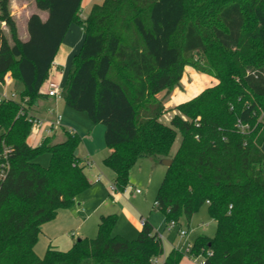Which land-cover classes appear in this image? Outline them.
<instances>
[{
    "label": "trees",
    "instance_id": "obj_1",
    "mask_svg": "<svg viewBox=\"0 0 264 264\" xmlns=\"http://www.w3.org/2000/svg\"><path fill=\"white\" fill-rule=\"evenodd\" d=\"M83 1L35 0L48 17L32 14L23 41L11 0H0V81L11 74L22 85L19 100L0 103V264H183L177 249L159 262L164 243L147 220L136 239L115 234L116 214L101 216L95 238L68 251L50 246L43 258L36 253L42 225L90 185L78 133L28 143L34 111L49 98L42 88L73 24L85 40L63 100L105 126L113 151L103 163L118 190L130 186L142 160H172L153 210L166 215L168 228L207 205L217 224L214 237L196 238L191 257L264 264V0H103L86 16ZM187 66L218 83L167 110ZM168 111L169 126L161 122ZM45 151L49 168L37 163Z\"/></svg>",
    "mask_w": 264,
    "mask_h": 264
},
{
    "label": "rangeland",
    "instance_id": "obj_2",
    "mask_svg": "<svg viewBox=\"0 0 264 264\" xmlns=\"http://www.w3.org/2000/svg\"><path fill=\"white\" fill-rule=\"evenodd\" d=\"M21 1L27 2L31 0H12V6H14L13 8L16 12H19ZM34 7L37 13H44L43 17L44 19H47V12H41L35 5ZM86 15L87 11L84 8L83 16ZM19 28L18 32L20 33V36L25 38L27 35V24L20 22ZM6 32L7 34L9 33L8 29ZM8 36L11 41L10 34H8ZM185 75V85H191L195 81L197 82V76L210 77V75L200 72L197 67L194 66H187L183 77H185ZM181 84L182 87L176 88L175 90L182 91L188 97L198 93L193 94L194 92H187L182 81ZM195 85L200 84L196 83ZM2 90L3 87L0 86V92ZM21 90L22 85H16L15 81H13V83L8 87V93H17L18 100L20 99ZM175 90L167 98L168 101L166 102V105ZM160 96L162 95H159V98ZM44 103L45 104H43L42 107L44 115L38 117L44 120H54L56 116L60 115L63 121L62 124L65 127V129L58 130L57 138L56 136H53L54 143L65 141L67 138L66 131L76 132L81 136L82 143L79 147V155L86 165L85 172L90 185L76 197L74 205L67 208H61L54 219L42 225L40 235L42 234L47 238L48 245L44 248L40 257L43 258L46 255L50 239L53 240V246L62 251H68L73 247L79 238H95L98 234L99 215L101 213H106L107 211H113V208L126 206L132 211V213H134V215H136L139 223L141 222V213L144 218H148L149 221L156 227V230L163 238L165 250L164 256L170 254L172 250L177 249L184 254L183 264H199L193 257H191L188 250H190L194 241L200 235L214 237L216 234L217 224L210 217L208 206L205 205L190 222L184 220L182 225H175L173 227L166 228V215L161 211L153 210L156 195L166 175V167L158 165L157 168H154L151 165L152 161L150 159L142 160L132 169L130 173L132 186L136 189H140L143 192L142 195H132L130 198L124 197L122 201H118L117 205L113 204L110 196L113 193L110 186L111 183H114V173L103 163L104 158L108 156L111 150L106 146L104 141L105 126L93 123L86 112H79L71 109L67 106L63 99L56 100L51 98L50 101ZM173 114L174 113L172 111H168L161 118V122L168 126L171 125V118ZM88 135H91L93 140H85L84 137ZM45 137L46 135L44 134L43 129L38 130L32 126V132L28 141H30L32 146L37 147L42 143V140ZM181 141L182 137L179 134L173 147L172 154L177 151ZM88 162L93 164L92 167L87 165ZM37 163L45 168H49L51 164V154L48 151L43 152L38 158ZM118 228L127 231L129 236L128 238L126 236L125 237L129 240H133L138 237L139 232L134 230V232H130L132 230L130 220L125 216L118 218L116 232ZM46 230L51 231L50 234L47 233ZM181 230H184L186 235L182 236L180 233ZM40 238L41 237L39 236V239ZM37 245L35 248L36 252L41 244L37 243Z\"/></svg>",
    "mask_w": 264,
    "mask_h": 264
},
{
    "label": "crops",
    "instance_id": "obj_3",
    "mask_svg": "<svg viewBox=\"0 0 264 264\" xmlns=\"http://www.w3.org/2000/svg\"><path fill=\"white\" fill-rule=\"evenodd\" d=\"M103 0H84L83 1V4H82V8H83V11H84V8L85 10L87 11V13L89 12V10L91 9V7L94 5V4H100L102 3ZM34 5L37 7L36 5V2L35 0H31V1H21V4L19 6V12H16L15 9L13 8L14 6H12V0L10 2V8H11V12H12V15L14 16L16 22H17V26H18V30L20 29L19 28V25H20V22H23V23H26L28 24V20H29V17L34 14V13H37L35 11V7ZM38 9V8H37ZM41 11V10H40ZM83 11H82V15H83ZM41 12H46V11H41ZM48 13V12H47ZM39 14V13H37ZM41 16V18L43 20L44 17V13L43 14H39ZM4 29L7 30V26L4 24ZM19 37L21 40L23 41H26L29 37V34H28V30H27V35L25 38H22L20 36V33H19ZM84 40H85V34L83 32V30L77 26L76 24H73L64 41H63V44L60 48V51L58 53V55L56 56L55 58V61H54V64H53V67L50 71V77L49 79L47 80V82L44 84L42 90L44 93H46L47 89H48V84L49 82L51 81H54V82H58V83H61L63 86L65 85L66 81H67V78L69 76V73L71 71V68H72V65H73V60H74V57L79 53V51L81 50L82 46H83V43H84ZM10 78H11V84L13 83L12 81V76L11 74L8 75ZM198 79H197V82L195 81L193 84L191 85H188L186 84L185 85V78H186V75L185 77H183L182 79V83H183V86L185 88V90L187 92H194L193 94L197 93L196 95H193V96H186L185 93H183L182 91H179V90H175V92L172 94L171 96V99L169 100L168 104L166 105V108L167 109H172L176 106H178L179 104H182L186 101H189L190 99L196 97L197 95H199L202 91H204L206 88H209V87H212L214 85H216L218 83V80L214 77H208V76H197ZM208 77V78H207ZM200 84V85H195V84ZM199 86V87H198ZM4 91V88L3 90L0 92L2 93ZM51 98L49 97L47 99V101H50ZM47 101H43L40 103V105L38 106L37 110L34 111V116L36 117H40L41 115H44L43 114V104H45L44 102H47ZM53 110V109H52ZM38 117V118H39ZM45 120H49V119H45ZM60 129H65V127L63 126L62 128ZM59 130V129H58ZM58 130L55 132V134L53 136H56L57 138V132ZM45 134V133H44ZM51 136V137H53ZM46 138V137H45ZM85 140L88 139V140H93L92 136L91 135H88L86 137H84ZM43 141V140H42ZM28 143L31 145L30 141H28ZM32 146V145H31ZM34 147V146H33ZM113 150H110L108 156L112 153ZM80 154V153H79ZM80 156V155H79ZM106 156V157H108ZM105 157V158H106ZM104 158V159H105ZM151 165L152 167L154 168H157L158 165H161L160 163L159 164H155L153 162H151ZM167 168V167H166ZM115 177V175H114ZM137 190H140V189H136L134 188V186H132L131 184V181H130V186L126 189L125 192H122V193H117L115 195H110L111 196V199H112V203L117 205L118 204V201H122V199L124 197L126 198H130L132 195H142V191L140 194H138L136 191ZM125 193V194H124ZM157 196V195H156ZM155 204V203H154ZM154 207V206H153ZM155 211V210H154ZM111 212H115V213H111ZM112 214H116L118 216V218H120L121 216H125L127 217L129 220H130V226L132 228V230L130 231L131 233L136 231V232H140L141 229H142V226L140 225L136 215H134V213H132L131 210H129L128 207L124 206V207H116V208H113V211H107L106 213H101L99 215V219H98V225H99V222H100V218L101 216H104V215H112ZM139 215V213H138ZM140 217L141 219L144 218L143 215L140 213ZM149 223H151L149 221L148 218H145ZM152 224V223H151ZM153 225V224H152ZM153 227L155 228L156 230V227L153 225ZM165 227H166V224H165ZM130 228V229H131ZM134 230V231H133ZM157 231V230H156ZM47 233L50 234L51 231L49 230H46ZM158 232V231H157ZM46 233V234H47ZM115 234H119V235H122V236H126L128 238V233L126 230L124 229H120L118 228L117 232H116V228H115V231H114ZM159 233V232H158ZM130 234V233H129ZM48 235V234H47ZM139 235V234H138ZM40 239H39V242L41 244V246L39 245V248L37 249V254H39V257L41 256V253L44 251V248L48 245V240L47 238L44 236V235H40ZM125 237V238H126ZM85 238H88V237H84V238H79L78 240L80 239H85ZM130 238V237H129ZM77 240V241H78ZM53 243V240L50 239V244L48 246V248L50 246H53L52 245ZM38 246V245H37ZM55 247V246H53ZM36 248V247H35ZM57 248V247H56ZM58 249V248H57ZM36 250V249H35ZM48 250V249H47ZM60 250V249H59ZM62 251V250H61ZM167 256V255H166ZM166 256H163L160 261L161 263L165 260V257ZM159 261V262H160Z\"/></svg>",
    "mask_w": 264,
    "mask_h": 264
},
{
    "label": "built area",
    "instance_id": "obj_4",
    "mask_svg": "<svg viewBox=\"0 0 264 264\" xmlns=\"http://www.w3.org/2000/svg\"><path fill=\"white\" fill-rule=\"evenodd\" d=\"M10 85H11V78L8 75L5 77L4 82L0 81V86H2L4 88V91L2 93H0V103L3 101L18 100L17 99V93H15V92H12L11 94L8 93V87ZM46 94L48 95V97L54 98L56 100L63 99V96H64L63 85L61 83L54 82V81L49 82ZM31 122H32V125L36 129H38V130L43 129L46 137L53 136L58 129L63 127V124H62L63 121H62V117L60 115L56 116V118L54 120H44L42 118H38L36 116H33L31 118ZM239 128L242 131H245L248 128V126L240 123ZM5 153H6V151H5ZM87 165L92 167L93 164L88 162ZM110 188H111V191L113 193L112 195H115L117 193H122L121 191L118 190L115 183H111ZM136 192L138 194H140L141 190H137ZM140 223H141V226H144L146 223V219L142 218ZM175 225L176 224L173 222L170 224V226L168 228L173 227ZM180 233L182 236L186 235V232L184 230H181ZM161 239L163 240L162 237H161ZM189 252H190V250H188V253ZM194 260L197 261L199 264H205L203 260H200V259H194Z\"/></svg>",
    "mask_w": 264,
    "mask_h": 264
},
{
    "label": "water",
    "instance_id": "obj_5",
    "mask_svg": "<svg viewBox=\"0 0 264 264\" xmlns=\"http://www.w3.org/2000/svg\"><path fill=\"white\" fill-rule=\"evenodd\" d=\"M173 161L170 159H164L160 161V164L165 166V167H170L172 165Z\"/></svg>",
    "mask_w": 264,
    "mask_h": 264
}]
</instances>
